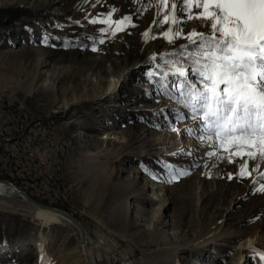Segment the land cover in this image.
<instances>
[{
	"label": "rangeland",
	"instance_id": "374dc122",
	"mask_svg": "<svg viewBox=\"0 0 264 264\" xmlns=\"http://www.w3.org/2000/svg\"><path fill=\"white\" fill-rule=\"evenodd\" d=\"M172 2L0 0V183L74 218L96 264H264V164L241 178L246 157L204 156L153 82L154 58L189 43L163 38ZM125 16L115 35L90 23ZM0 264L87 263L74 227L17 197L0 202Z\"/></svg>",
	"mask_w": 264,
	"mask_h": 264
},
{
	"label": "snow or ice",
	"instance_id": "6c2138e0",
	"mask_svg": "<svg viewBox=\"0 0 264 264\" xmlns=\"http://www.w3.org/2000/svg\"><path fill=\"white\" fill-rule=\"evenodd\" d=\"M168 4L169 0H158V8L167 9ZM171 10V15L164 12L161 21L172 25L163 38L169 44L180 38L189 43L154 58L158 71L152 73L153 82L179 105L181 110L174 114L178 122H195L180 135L187 134L210 148L204 153L208 158L223 159L226 153L232 163L233 157H246L239 176L248 177V160L257 162L252 171L264 164V0H182L179 5L173 0ZM185 20L204 21L209 31L185 33L183 27H174ZM129 21L125 16L118 21L92 19L90 23H114L115 35ZM168 175L172 181L186 172L169 165Z\"/></svg>",
	"mask_w": 264,
	"mask_h": 264
},
{
	"label": "water",
	"instance_id": "95a60500",
	"mask_svg": "<svg viewBox=\"0 0 264 264\" xmlns=\"http://www.w3.org/2000/svg\"><path fill=\"white\" fill-rule=\"evenodd\" d=\"M17 197H21V198L25 199L34 208H36L40 211L54 213V214L62 217L63 219H65L69 224H71L76 229V231L78 232L79 239H80V245L82 247L84 257L86 259V263L87 264H95L94 261L91 259L90 255L88 253L87 247H86L84 229L74 218H72L70 215H68L65 212H62L60 210H57V209H54V208H51L48 206H44V205L36 202L35 200H33L26 193H23L20 191H16V193L8 195V196H0V201H8V200H12V199L17 198Z\"/></svg>",
	"mask_w": 264,
	"mask_h": 264
},
{
	"label": "bare ground",
	"instance_id": "6f19581e",
	"mask_svg": "<svg viewBox=\"0 0 264 264\" xmlns=\"http://www.w3.org/2000/svg\"><path fill=\"white\" fill-rule=\"evenodd\" d=\"M1 7H7V5H2ZM189 143H190V140H189ZM193 144V142L191 143V145ZM16 191H18L15 187L9 185V184H6V183H0V196H8V195H11V194H14L16 193ZM20 198L23 203L25 205H27V207H29L31 210H33L35 212V215H36V218L38 220H40V222H43V224H59V225H70L72 226L71 224H69L65 219H63L62 217L54 214V213H49V212H44V211H40L36 208H34L33 206H31L25 199L21 198V197H18ZM0 202H4V201H0ZM73 227V226H72ZM84 235H85V242H86V234L84 232ZM250 244V243H249ZM81 246V245H80ZM253 246V245H252ZM86 247H87V243H86ZM249 247V246H248ZM81 250H82V247H81ZM88 250V253L90 255V250L89 248H87ZM82 253H83V250H82ZM84 255V253H83ZM91 257V256H90ZM85 258V257H84ZM92 259V257H91ZM86 260V259H85ZM93 260V259H92ZM96 264V262H94Z\"/></svg>",
	"mask_w": 264,
	"mask_h": 264
},
{
	"label": "trees",
	"instance_id": "16d2710c",
	"mask_svg": "<svg viewBox=\"0 0 264 264\" xmlns=\"http://www.w3.org/2000/svg\"><path fill=\"white\" fill-rule=\"evenodd\" d=\"M14 15H15V18L18 19L21 15H23V13H21V11H15ZM156 85H157L158 89L160 90L161 94L164 97H167L166 95L163 94V90L159 87V85L158 84H156Z\"/></svg>",
	"mask_w": 264,
	"mask_h": 264
}]
</instances>
